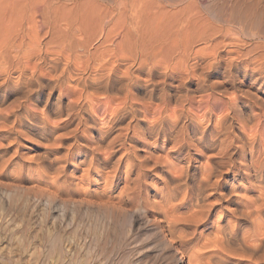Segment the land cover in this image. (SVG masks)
Segmentation results:
<instances>
[{
    "label": "bare ground",
    "instance_id": "obj_1",
    "mask_svg": "<svg viewBox=\"0 0 264 264\" xmlns=\"http://www.w3.org/2000/svg\"><path fill=\"white\" fill-rule=\"evenodd\" d=\"M2 178L40 207L1 199L3 264L91 210L93 252L138 226L117 264H264V0H0Z\"/></svg>",
    "mask_w": 264,
    "mask_h": 264
},
{
    "label": "rangeland",
    "instance_id": "obj_2",
    "mask_svg": "<svg viewBox=\"0 0 264 264\" xmlns=\"http://www.w3.org/2000/svg\"><path fill=\"white\" fill-rule=\"evenodd\" d=\"M24 144H27L28 145V143H24ZM3 182V184L2 183H0L1 185H4V183H7L6 181H4V180H6L5 178H2L1 179ZM9 186V185H8ZM23 187L25 186V185H22ZM27 186V185H26ZM10 187V186H9ZM23 187H21V188H14L13 189V194L12 193H10V194H12L9 198H8V200L6 199V198H4V199H2V198H0V203H1V199L3 200L2 202L3 203H9L10 202V204H12V205H14V207H17L18 209H20V208H22V209H26L25 210V214H26V216H27V220H29V218L30 219H32L31 221L32 222H37L38 221V212H39V209H40V207H39V205L37 204V202L35 201V199H34V197H35V195H37V189H35V191L34 190H31L32 192H30L31 193V197H29L28 196V191H27V189L26 188H23ZM9 194V195H10ZM8 195V196H9ZM94 211H96V210H91L90 212V214H92V215H88L89 216V218H91V220L87 217V215L86 216H84V220L85 221H83V224L81 223V226L83 225H86V227L84 228L83 226L81 227V226H79V225H76V220L75 221H72L73 222V224L75 225V226H79L78 227V229H77V227H75V226H73V224L71 223V225H69L68 227H67V229H66V231H67V234L70 232H72V230L74 229V232H75V229H76V232L78 233H80V231H81V233L80 234H82V235H80L79 233L77 234L76 232L74 233V234H77V236L75 237L74 236V234L73 233H69L68 235H69V238H68V243H72L73 241V244H69V245H71V249L73 250V251H71L70 253L71 254H69V256H67V259H65V262H62L61 264H68L67 262H70V264H83V263H85L84 261H87L86 263L88 264H93V263H97V264H117L118 262L117 261H119L118 259H120V257H121V255H122V253H126L128 250H129V246H131L130 245V242H131V240L132 239H130L131 237L133 238V236L135 235V231L137 230V228H138V226L137 225H134V224H132V222H131V219H128V218H126V219H120V221H117V223H118V225L120 226V224H121V227H118V225L116 224V227H114L115 226V224L114 225H111L108 229H106L105 230V232H104V234H103V237H104V235H106L104 238L102 237H96V240H98V242H96L97 244H98V246H100L99 248L101 249V247H102V245L103 246H107V247H102V249L103 250H105V252L101 249H95V251L93 252V250H91L92 249V247H93V244L95 243V241H93V240H95L94 238H95V236H96V234H97V229H98V227H97V229L94 231V229H93V226H95L94 224V222H96V217L94 216V214L96 215V212H98V211H96V212H94ZM93 212V213H92ZM85 217H87V218H85ZM93 218H94V220H93ZM26 220V221H27ZM35 220H37V221H35ZM88 220V221H87ZM90 220V221H89ZM126 222H124V221ZM22 221V220H21ZM25 221V222H26ZM77 221H78V219H77ZM130 221V222H129ZM88 222V223H87ZM91 222H93V223H91ZM125 224H124V223ZM24 223V222H23ZM87 223V224H86ZM120 223V224H119ZM89 224H92L93 226H91V229H90V231H89V229H87L88 227H89ZM136 224V223H135ZM125 227H124V226ZM132 225V226H131ZM123 226V227H122ZM126 226H128V228H130L131 230L129 231V236H128V234L125 232V230L127 229V227ZM134 226V227H133ZM145 226V225H144ZM143 226V227H144ZM137 227V228H136ZM82 228H84V229H82ZM112 228V229H111ZM117 229V231H116V229ZM86 229V230H85ZM109 229H111V230H109ZM124 229V230H123ZM109 230V231H108ZM121 230L123 231L122 233H121ZM69 231V232H68ZM85 231H86V235H85ZM88 231V232H87ZM92 231H93V233H92ZM115 233H114V232ZM120 231V232H119ZM96 232V233H95ZM110 232H112L113 233V235H114V237H113V235L110 233ZM135 232V233H134ZM83 233H84V235H83ZM106 233V234H105ZM116 233H117V236H116ZM119 233V234H118ZM125 233V234H124ZM72 234H73V236H72ZM91 234V235H90ZM95 234V236H93ZM124 235V236H126V238L123 236L122 237V235ZM109 235V239H108V236ZM120 235V236H119ZM80 236V237H79ZM85 236H88V237H86V239H85ZM74 239H73V238ZM92 237H93V240H92ZM107 237V238H106ZM119 237H121L122 239H124V240H121V238H119ZM12 238V239H11ZM71 238V240L69 241V239ZM75 238H78V239H80V240H78V239H76L75 240ZM83 238H84V240H83ZM98 238H100V240L98 239ZM113 238V239H112ZM117 238H119V239H117ZM10 239H11V241H10V243H11V246L9 245H7L8 247H6L5 249H4V255H8V256H18V257H20V259H22L20 262L22 263V264H34L35 263V261H34V253H36V248H32L31 246L30 247H28V248H26V249H24V248H22L20 245L21 244H17L16 243V241H15V239H14V237L13 236H10ZM106 239V240H105ZM108 239V240H107ZM111 239V240H110ZM114 239H115V241H114ZM116 239H117V241H116ZM83 241V242H82ZM92 243H91V242ZM103 241V242H102ZM109 242V244L107 243V242ZM80 244H79V243ZM85 242V243H84ZM119 244H118V243ZM82 243V244H81ZM91 243V244H90ZM99 243H101L100 245H99ZM103 243V244H102ZM112 243H113V245H112ZM117 245H116V244ZM124 243V244H123ZM75 244V245H74ZM84 244V245H83ZM114 244H115V246H114ZM120 244H123V245H120ZM79 245V246H78ZM117 246V247H116ZM12 247V248H11ZM115 247V248H114ZM119 247V248H118ZM126 247H128L127 249H125ZM86 248H87V250H89V251H87L86 250ZM32 249H34V250H32ZM39 249L41 250V252H44L45 250V248L44 247H39ZM117 249V250H116ZM124 249V250H123ZM38 250V249H37ZM91 250V251H90ZM148 250H150V248L148 249ZM123 251H126V252H123ZM34 252V253H33ZM88 252H89V254H88ZM90 252H92L93 253V255H92V253H90ZM97 252H98V254H97ZM150 252H151V250H150ZM104 253V254H103ZM105 253H108V254H105ZM116 253V254H115ZM158 253V252H157ZM92 255V256H91ZM102 255V256H101ZM140 255H142V253L140 254ZM71 257V258H70ZM92 259H91V258ZM97 257H98V259H97ZM101 257V258H100ZM106 257H108V258H106ZM111 257V258H110ZM114 257V258H113ZM138 257H140V256H137L136 255V257H133L132 259H136V258H138ZM71 260H70V259ZM104 258H106V260L104 259ZM81 259H86V260H84L83 262H82V260ZM89 259H90V261H89ZM68 260H70V261H68ZM79 260V261H78ZM98 260V261H97ZM172 256L171 255H168V257H166V258H164V259H156V263L155 264H172L173 262H172ZM23 261V262H22ZM100 261H103V262H100ZM115 261V262H114ZM108 262V263H107ZM113 262V263H112ZM85 263V264H86ZM0 264H3V262H0Z\"/></svg>",
    "mask_w": 264,
    "mask_h": 264
}]
</instances>
